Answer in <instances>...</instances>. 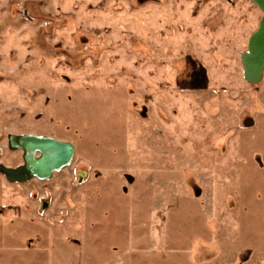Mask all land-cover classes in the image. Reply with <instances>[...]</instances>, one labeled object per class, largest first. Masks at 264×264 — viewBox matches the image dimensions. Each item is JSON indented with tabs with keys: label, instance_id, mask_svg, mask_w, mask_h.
Listing matches in <instances>:
<instances>
[{
	"label": "rangeland",
	"instance_id": "1",
	"mask_svg": "<svg viewBox=\"0 0 264 264\" xmlns=\"http://www.w3.org/2000/svg\"><path fill=\"white\" fill-rule=\"evenodd\" d=\"M253 0H0L9 134L74 145L50 179L0 171V264H264V74Z\"/></svg>",
	"mask_w": 264,
	"mask_h": 264
},
{
	"label": "water",
	"instance_id": "2",
	"mask_svg": "<svg viewBox=\"0 0 264 264\" xmlns=\"http://www.w3.org/2000/svg\"><path fill=\"white\" fill-rule=\"evenodd\" d=\"M263 11L259 27L251 35L248 51L242 56L245 79L259 82L264 71V0H253ZM11 149L23 151V163L17 167L0 164V171L12 182H24L30 178L50 179L54 172L71 164L74 145L54 137L35 134H9Z\"/></svg>",
	"mask_w": 264,
	"mask_h": 264
},
{
	"label": "bare ground",
	"instance_id": "3",
	"mask_svg": "<svg viewBox=\"0 0 264 264\" xmlns=\"http://www.w3.org/2000/svg\"><path fill=\"white\" fill-rule=\"evenodd\" d=\"M261 18H262V17H261ZM247 52H249V51L247 50L245 53H247ZM243 68H244V67H243ZM263 74H264V71H263ZM263 74H262V77H263ZM262 77H261V79H262ZM261 79H260V80H261Z\"/></svg>",
	"mask_w": 264,
	"mask_h": 264
}]
</instances>
